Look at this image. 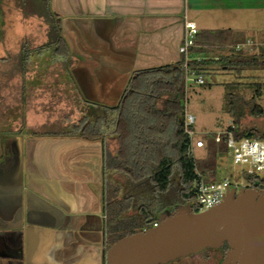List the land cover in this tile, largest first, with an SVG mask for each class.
<instances>
[{"label": "trees", "instance_id": "obj_1", "mask_svg": "<svg viewBox=\"0 0 264 264\" xmlns=\"http://www.w3.org/2000/svg\"><path fill=\"white\" fill-rule=\"evenodd\" d=\"M12 3L26 15H35L50 23L51 42L39 49L40 54L56 50V59L52 64L57 63L63 73L70 76L71 86L77 91V96L87 104L118 113L116 135L123 145L117 157L119 162H116V173L121 179L127 180L128 190L124 192L123 198L130 203V208L136 204L142 217L136 226L124 223L117 227L114 244L154 227L164 211L189 203L200 183L209 182L204 176L214 177L212 181H217L216 161L220 155L228 153L227 144L223 142L218 145L215 139H207L206 148L203 149L206 150V158L198 161L190 154L192 143L185 130L188 93L186 79L188 76L198 78L215 65H220L222 70L240 73L264 71V47L260 49L259 55H249L243 49L238 50L239 46L247 42L242 32H202L197 38L201 47L191 54L187 69L186 59L182 56L174 65L138 71L132 77L120 103L116 107H109L90 102L80 91L72 71L75 60L71 47L63 38L62 19L54 12L52 0H12ZM212 46L227 50L216 54L206 49ZM30 57L31 55L24 57L23 67V57H20L19 73L25 75ZM232 87L235 92L227 93L225 100L227 113L234 120L235 127L227 130L233 132L238 140L264 139V133L260 130L243 125L245 107L238 104L244 96L243 90H248L253 94L249 102H257L252 112L257 116L263 115L264 83H237L229 86L231 89ZM128 101L133 102L130 104ZM92 114L96 115V112ZM106 124L110 125L109 122ZM176 176L180 180V186L174 190ZM250 181L253 186L248 188L264 189V178H251Z\"/></svg>", "mask_w": 264, "mask_h": 264}, {"label": "flooded vegetation", "instance_id": "obj_2", "mask_svg": "<svg viewBox=\"0 0 264 264\" xmlns=\"http://www.w3.org/2000/svg\"><path fill=\"white\" fill-rule=\"evenodd\" d=\"M98 121L0 140V264H107L124 223L116 219V156L113 171L106 161L116 125L110 133L111 125ZM227 251L183 259L222 264Z\"/></svg>", "mask_w": 264, "mask_h": 264}, {"label": "rangeland", "instance_id": "obj_3", "mask_svg": "<svg viewBox=\"0 0 264 264\" xmlns=\"http://www.w3.org/2000/svg\"><path fill=\"white\" fill-rule=\"evenodd\" d=\"M1 3L2 7L9 8L7 13L11 17L6 22L3 17L0 19V140L9 141L17 133L34 135L47 132L56 135L75 128L82 130V127L96 120H99V124L103 121L109 122L110 133H112L115 128L113 123L116 125L118 121V113L87 104L77 96V91L71 86L70 76L64 74L57 63L52 64L56 59L55 49L40 54L41 45L46 46L51 42L50 23L38 16L26 15L12 3V0H1ZM203 24L207 26L204 28L214 29L226 26L241 31L253 44L243 50L249 55H259L264 45V1L255 8L250 5L248 11L243 12L239 19L206 20ZM206 49L216 54L227 50V48L214 46ZM27 55H31L30 64L23 75L18 72L21 70L19 61L22 56L23 67L24 57ZM72 71L74 74L76 69L73 67ZM201 77L205 81L204 85H199L195 81L188 83L186 115L196 117L194 129L198 132V139L202 138L207 144V139H214L216 133L235 127L234 120L226 110L225 96L229 92H235L233 87L231 89L229 86L237 83H264V71L240 73L222 70L220 65H215ZM243 91L244 96L240 99L241 101H238V104L245 107L246 116L242 120L243 125L264 133V114L257 116L252 112L257 102H249L253 96L252 92ZM116 102H118L116 99L109 100L107 106H117ZM128 102L132 104L133 101ZM92 112H96V115ZM113 137L109 136L105 142L106 161L112 165L111 171L114 170L115 156L116 162H119L117 157L123 145L119 136L116 135V139ZM193 155L198 161L207 157L206 150L203 149H196ZM216 166L215 180L230 178L235 181L237 179L243 185L253 186L251 177L243 173V168L247 167L234 165L229 152L218 157ZM204 178L207 181L214 179L209 176ZM126 181L116 173V219L118 220L117 217L120 216L122 223H132L136 226L138 222H141V211L136 204V207L130 208V203L123 198L124 192L128 190ZM179 186L180 180L176 176L173 189L177 190ZM127 217H134V220H128ZM169 264H188V262L185 259H179Z\"/></svg>", "mask_w": 264, "mask_h": 264}, {"label": "crops", "instance_id": "obj_4", "mask_svg": "<svg viewBox=\"0 0 264 264\" xmlns=\"http://www.w3.org/2000/svg\"><path fill=\"white\" fill-rule=\"evenodd\" d=\"M263 1L52 0V7L62 19L80 91L85 99L107 106L113 99L120 103L136 72L181 60L186 23H195L199 34L233 30L204 28L203 22L239 19L250 5L255 8ZM8 9L0 0V19L5 22L11 17ZM252 45L247 40L238 50Z\"/></svg>", "mask_w": 264, "mask_h": 264}, {"label": "water", "instance_id": "obj_5", "mask_svg": "<svg viewBox=\"0 0 264 264\" xmlns=\"http://www.w3.org/2000/svg\"><path fill=\"white\" fill-rule=\"evenodd\" d=\"M226 245L222 264H264V189L233 190L201 213L190 203L166 210L156 226L116 243L107 264H169Z\"/></svg>", "mask_w": 264, "mask_h": 264}, {"label": "built area", "instance_id": "obj_6", "mask_svg": "<svg viewBox=\"0 0 264 264\" xmlns=\"http://www.w3.org/2000/svg\"><path fill=\"white\" fill-rule=\"evenodd\" d=\"M186 34L185 40L180 48V53L186 59L185 68H188V62L191 54L194 53L199 45L197 38L199 29L193 22H188L185 25ZM187 83L195 81L199 85H204L203 77H198L197 80L187 77ZM196 117L194 115H186L185 130L186 134L191 140L190 154L193 155L196 149H205L206 143L200 138L198 139V132L195 131ZM214 139L218 145L226 142L228 152L233 158L234 165L247 167L243 168V173L251 178H264V139H236L233 132L224 131L216 133ZM249 186L241 184L235 179L225 178L221 181H202L197 187L195 195L189 199L196 213L205 212L212 209L216 205L222 203L231 191L241 192ZM158 223L155 224V226Z\"/></svg>", "mask_w": 264, "mask_h": 264}]
</instances>
